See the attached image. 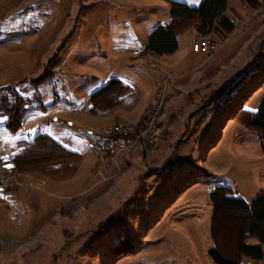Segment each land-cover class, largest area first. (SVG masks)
Masks as SVG:
<instances>
[{
	"label": "rangeland",
	"instance_id": "1",
	"mask_svg": "<svg viewBox=\"0 0 264 264\" xmlns=\"http://www.w3.org/2000/svg\"><path fill=\"white\" fill-rule=\"evenodd\" d=\"M169 1L203 0H0V94L26 101L16 133L0 115V159L38 135L80 156L64 174L56 164L16 168L1 196L0 264H214L210 192L226 187L251 203L264 190L259 137L212 117L249 65L264 75V0L256 9L228 0L235 31L206 37L220 44L211 57L192 55L202 37L193 23L174 54L143 57L150 32L170 21ZM162 74L171 80L155 143L119 153L116 166L101 160L95 134L141 123ZM110 80L121 86L92 104ZM258 84L244 80L236 104L256 112Z\"/></svg>",
	"mask_w": 264,
	"mask_h": 264
},
{
	"label": "trees",
	"instance_id": "2",
	"mask_svg": "<svg viewBox=\"0 0 264 264\" xmlns=\"http://www.w3.org/2000/svg\"><path fill=\"white\" fill-rule=\"evenodd\" d=\"M245 2L254 9L259 6V0H245ZM169 7V23L165 26H157L150 32L141 56L159 58L174 54L178 49L177 37L185 31L188 23H193L196 33L202 37L216 35L223 39L235 31L233 21L227 16L228 0H203L198 8L169 1ZM261 72V64L249 65L239 74L237 80L228 84L230 90L223 95L221 102L216 104L215 109L212 110V117L217 118L221 114H226L228 120H233L248 132L256 134L264 153V80H262L264 75ZM244 80L259 82L258 86L254 85V87L257 86L263 91L256 112L245 110L240 106L246 101H237L239 97L245 98L243 97ZM120 86V81L110 80L106 86L91 96L92 104L108 97ZM239 101L240 104H236ZM25 111L26 101L14 90L0 94V115L4 119L7 118L5 127L9 132L16 133L20 130ZM19 148L13 159L16 168L56 164L60 166L59 171L64 174L75 171L76 164L80 160L78 154L65 149L48 135H38L32 141H22L19 143ZM232 193L229 188L215 187L209 194L212 206L210 219L212 247L208 256L214 264H249L250 261H263L264 190L251 203L232 197ZM253 239L257 241V245L249 244Z\"/></svg>",
	"mask_w": 264,
	"mask_h": 264
},
{
	"label": "built area",
	"instance_id": "3",
	"mask_svg": "<svg viewBox=\"0 0 264 264\" xmlns=\"http://www.w3.org/2000/svg\"><path fill=\"white\" fill-rule=\"evenodd\" d=\"M220 49V44L217 41L208 39L206 37H199L193 41V56L211 57ZM171 80L168 74H162L155 82L156 85H163V92H157V98H152L150 114L147 115L146 120H143L137 125H129L118 123L109 128H104V133H96L99 136L97 147L103 152V159L112 165H117V157L120 151H128L131 146H141L148 144L151 140L152 122L155 119V114L159 109L162 101L166 99V88ZM134 132H143V139H134ZM11 164L9 168L6 165ZM18 177L13 159L8 162H3L0 159V205L3 203L2 195L6 194L14 185Z\"/></svg>",
	"mask_w": 264,
	"mask_h": 264
},
{
	"label": "bare ground",
	"instance_id": "4",
	"mask_svg": "<svg viewBox=\"0 0 264 264\" xmlns=\"http://www.w3.org/2000/svg\"><path fill=\"white\" fill-rule=\"evenodd\" d=\"M157 92H163V85H156V89H155L153 98H157ZM165 100L166 99H164V101H162L161 105H159V109H158V111L155 114V119H153V122H152L151 140H150V142L148 144H144V145L150 146V145H153L155 143V139H156V135H157V130H158L157 120H158L159 115L162 112V109H163L164 104H165ZM151 104H152V100H151ZM150 109H151V105H150V108L148 110V114L147 115L150 114ZM146 117H145L144 120H146ZM98 133H104V129H102ZM134 139H143V132H134ZM92 145H93L95 151L97 152L98 156L100 157V159L103 160V152H101L100 149L97 147V143L96 142H93ZM136 147L137 146H131L130 149H133V148H136ZM121 152H123V151H120V153Z\"/></svg>",
	"mask_w": 264,
	"mask_h": 264
},
{
	"label": "snow or ice",
	"instance_id": "5",
	"mask_svg": "<svg viewBox=\"0 0 264 264\" xmlns=\"http://www.w3.org/2000/svg\"><path fill=\"white\" fill-rule=\"evenodd\" d=\"M5 119H7V118L5 117ZM3 159L6 161L8 158H7V157H3ZM6 166H7V167H9V168H11V167H12V165H11V164H7Z\"/></svg>",
	"mask_w": 264,
	"mask_h": 264
},
{
	"label": "crops",
	"instance_id": "6",
	"mask_svg": "<svg viewBox=\"0 0 264 264\" xmlns=\"http://www.w3.org/2000/svg\"><path fill=\"white\" fill-rule=\"evenodd\" d=\"M107 118H109V117H107ZM143 118H144V115L141 117L140 121H141ZM3 201H4V200H3Z\"/></svg>",
	"mask_w": 264,
	"mask_h": 264
}]
</instances>
